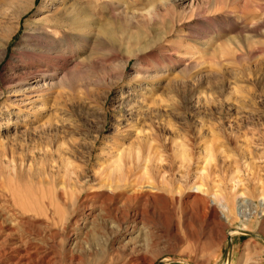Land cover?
I'll return each instance as SVG.
<instances>
[{"label": "rangeland", "instance_id": "374dc122", "mask_svg": "<svg viewBox=\"0 0 264 264\" xmlns=\"http://www.w3.org/2000/svg\"><path fill=\"white\" fill-rule=\"evenodd\" d=\"M2 180L0 264H264V0H0Z\"/></svg>", "mask_w": 264, "mask_h": 264}, {"label": "bare ground", "instance_id": "6f19581e", "mask_svg": "<svg viewBox=\"0 0 264 264\" xmlns=\"http://www.w3.org/2000/svg\"><path fill=\"white\" fill-rule=\"evenodd\" d=\"M124 180L122 179V176L121 175H119L118 176V178H116L115 180H114V182L113 181H110L109 183L110 184H108V186L111 188L112 187V184L114 185L113 187H117V186H119V184L121 183V182H123ZM0 182H2V183H4L5 181H0ZM3 185V184H2ZM1 186V185H0ZM147 186H149V187H152L153 185L152 184H147ZM0 188H2V187H0ZM2 190H7L6 188H4V189H2ZM193 190H194V192L195 193H200V192H202L203 191V185H202V183H197L194 187H193ZM1 191V190H0ZM144 193H146V192H144ZM144 193H141V192H139L138 194H135L134 195V200H137L138 198H143L144 199V201H145V203L147 202V200L150 198V194H148V193H146L147 194V196L144 194ZM246 191L245 190H240V192H236V193H233L234 194V197H236V198H238V199H241V198H245V196H246ZM1 195V194H0ZM258 195L261 197V198H263L264 199V191H263V189H260L259 190V192H258ZM12 198L11 199H8V200H4V206L5 207H8L9 205H8V202L10 203V200H11V204L13 205V206H20L19 205V199H18V197H17V195L15 194V192L14 193H12ZM197 197V196H196ZM244 203V202H243ZM247 203V202H246ZM249 206H251L250 204H248ZM221 207L223 208V211L226 213V212H228L229 211V208H228V205H227V201H226V199L224 200V198H223V203L221 202ZM263 209H264V204H263ZM146 213H147V211L146 210H144V208H142L141 207V210H139V211H137V212H135L134 213V221L133 222H135V221H139L140 223H142V222H144L143 220V218L145 217V215H146ZM12 215V214H11ZM147 216V215H146ZM137 218H139V219H137ZM4 219V218H3ZM5 220V219H4ZM3 222V221H2ZM232 233V232H231ZM230 234V233H229ZM228 234V235H229ZM4 238V237H3ZM16 247V246H15ZM14 250V255H13V257H16V259H17V261H19L27 252H26V250L24 249V248H21V246H17L16 248H14L13 249ZM227 262V261H226ZM174 264H183V263H180V262H174Z\"/></svg>", "mask_w": 264, "mask_h": 264}, {"label": "water", "instance_id": "95a60500", "mask_svg": "<svg viewBox=\"0 0 264 264\" xmlns=\"http://www.w3.org/2000/svg\"><path fill=\"white\" fill-rule=\"evenodd\" d=\"M230 246V237L228 238V247ZM230 258V254L228 252V249H227V253H226V260H229Z\"/></svg>", "mask_w": 264, "mask_h": 264}]
</instances>
